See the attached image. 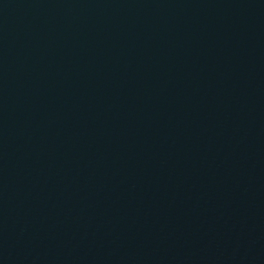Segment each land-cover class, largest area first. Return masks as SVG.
Masks as SVG:
<instances>
[{
	"label": "water",
	"instance_id": "water-1",
	"mask_svg": "<svg viewBox=\"0 0 264 264\" xmlns=\"http://www.w3.org/2000/svg\"><path fill=\"white\" fill-rule=\"evenodd\" d=\"M0 264H264V0H0Z\"/></svg>",
	"mask_w": 264,
	"mask_h": 264
}]
</instances>
